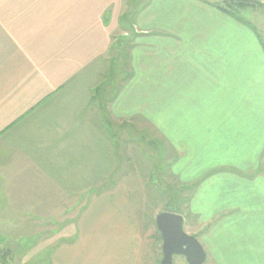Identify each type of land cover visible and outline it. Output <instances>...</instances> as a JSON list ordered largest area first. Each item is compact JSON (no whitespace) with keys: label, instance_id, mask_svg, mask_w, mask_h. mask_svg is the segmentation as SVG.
Masks as SVG:
<instances>
[{"label":"crops","instance_id":"obj_1","mask_svg":"<svg viewBox=\"0 0 264 264\" xmlns=\"http://www.w3.org/2000/svg\"><path fill=\"white\" fill-rule=\"evenodd\" d=\"M228 1L0 0V264H160L141 182H109L107 100L89 94L122 59L106 119L154 125L174 149L165 165L190 190L176 213L204 264H264V0L240 6L245 22L216 7ZM88 190L89 210L39 253L34 225Z\"/></svg>","mask_w":264,"mask_h":264},{"label":"rangeland","instance_id":"obj_2","mask_svg":"<svg viewBox=\"0 0 264 264\" xmlns=\"http://www.w3.org/2000/svg\"><path fill=\"white\" fill-rule=\"evenodd\" d=\"M136 4H139V0H136ZM239 15H242L243 17H246L249 20H252L250 18V14L246 13L245 11H238ZM241 16V17H242ZM245 18V19H246ZM254 23V22H253ZM256 23V22H255ZM123 52L126 51V46L121 49ZM121 51V54H122ZM123 60V61H122ZM119 60V63L117 64V67L114 69V76L112 77L111 81H109L108 71L104 73L103 79H100V81L97 83V85H93V91L98 86L101 87V94L104 96V102L110 99L111 96L114 94H118L120 87L123 86V84L127 80V75H125V69L123 65L124 59ZM127 74V73H126ZM101 81H103L101 83ZM101 83V84H100ZM103 90V91H102ZM93 91H89V94L92 97L93 103L96 101V98H93ZM100 96V94H99ZM95 99V101L93 100ZM107 101L105 103V111H104V119L106 117V110L108 108L109 103L107 104ZM93 103H89V112L88 115H93L91 113V110L93 109ZM110 114V113H109ZM96 116V114H95ZM110 128H108L107 124L105 123L106 128H108V133L110 134L111 139L110 141L114 144V157L116 156V160L118 162V169L112 173L110 176V181H113L117 178L121 179V181L129 182L132 180H137V182L140 184V188H137L135 190L131 189L130 191L140 192L141 195H145L147 198V201H145L144 207L146 208V211L148 213H144L145 223L149 224L150 221L152 222V230L154 231L153 234H157L159 238V233L156 229L155 224V217L158 213L161 211H170V212H177L179 210H182L183 213L185 212L184 204L187 201V197L190 190H181L180 187H177V178H175L174 174L171 173V171H175L177 166L173 164L170 167H167L165 165V161L170 159L174 155V149L170 147V149L166 145L163 147L161 143L162 141H165L164 139L160 140L159 138V131L157 128L154 127V125H140L136 128L137 132H134L128 129L125 130V127L122 123H115V122H109ZM120 125V126H119ZM146 128V129H145ZM145 129V130H144ZM139 134H145L146 140H143L139 137ZM133 139V140H132ZM130 148L128 149L127 144L131 143ZM148 143H151L152 146L148 145ZM170 146V145H168ZM166 151V155H165ZM131 161L132 164L135 163V166L132 170H127L126 167L127 163ZM151 162V163H150ZM108 182V183H109ZM111 186V185H110ZM98 188V187H97ZM92 190V189H91ZM91 190H88L85 192V194H82L83 197L81 198L80 195H76L71 197V199H67L69 203L71 204H65L66 210L68 214H66V218L59 219L58 217L54 216L48 220V218L44 219L40 225H42V228L35 229L34 225V232L39 231L41 236L38 240V252L44 251L46 248H49L53 244V239L56 236H52L54 232H61L64 230V228H59L58 226L64 227L65 224L67 226L68 220H74V217L76 214L85 212L89 210L90 204L87 203L84 205V203H76L77 200H85L90 201L91 198L95 195V193ZM99 190H102L100 188ZM128 190V189H127ZM114 191H117L114 189ZM135 194V193H133ZM148 199L150 200L148 202ZM84 205V208L82 207ZM71 207V210L68 211V208ZM92 212V211H90ZM78 213V214H79ZM63 216V213L60 214ZM58 216V215H57ZM151 218V219H150ZM74 222V221H73ZM43 223V224H42ZM44 226V227H43ZM65 226V229H67ZM183 229L186 233H190V231L187 228V225H183ZM33 231V230H32ZM31 231H29V234ZM5 252L9 251H2L0 252V255L2 257L6 258L7 255H5ZM26 252V251H25ZM36 251H29L23 255V257H28L27 263H30L34 261V256L38 254ZM10 254V253H8ZM19 254V253H18ZM47 254V253H45ZM30 256V257H29ZM177 256H174V260L176 261ZM44 261V259H41ZM33 264H35L33 262ZM38 264H42L41 262H38Z\"/></svg>","mask_w":264,"mask_h":264},{"label":"water","instance_id":"obj_3","mask_svg":"<svg viewBox=\"0 0 264 264\" xmlns=\"http://www.w3.org/2000/svg\"><path fill=\"white\" fill-rule=\"evenodd\" d=\"M181 214L161 211L155 217V226L162 240L160 264H173L174 256H182L187 264H204L206 254L193 235L183 229Z\"/></svg>","mask_w":264,"mask_h":264},{"label":"trees","instance_id":"obj_4","mask_svg":"<svg viewBox=\"0 0 264 264\" xmlns=\"http://www.w3.org/2000/svg\"><path fill=\"white\" fill-rule=\"evenodd\" d=\"M255 4H259L258 2L256 1H247V0H240V1H228V2H225L221 5H216V7L221 10L222 12L230 15L231 17L237 19L238 21H241V22H245L244 19L241 17V15H239L238 11H241V7L242 5H255ZM121 49L123 47V44L121 43L120 45ZM122 51V50H121ZM114 68L115 66H111L110 69L108 70V73H109V76H111V78H109V81H111V79H113L112 77L114 76ZM101 87L97 86L94 91H93V98H96L99 96V94H101ZM103 91V90H102ZM105 122L106 124L108 125V128H110V123L109 121L105 118Z\"/></svg>","mask_w":264,"mask_h":264}]
</instances>
